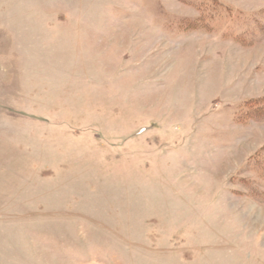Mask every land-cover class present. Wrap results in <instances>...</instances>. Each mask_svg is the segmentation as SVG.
<instances>
[{"label": "rangeland", "instance_id": "374dc122", "mask_svg": "<svg viewBox=\"0 0 264 264\" xmlns=\"http://www.w3.org/2000/svg\"><path fill=\"white\" fill-rule=\"evenodd\" d=\"M0 264H264V0H0Z\"/></svg>", "mask_w": 264, "mask_h": 264}]
</instances>
